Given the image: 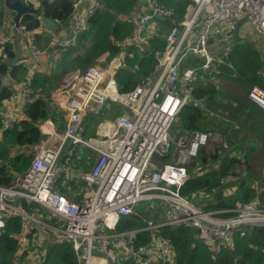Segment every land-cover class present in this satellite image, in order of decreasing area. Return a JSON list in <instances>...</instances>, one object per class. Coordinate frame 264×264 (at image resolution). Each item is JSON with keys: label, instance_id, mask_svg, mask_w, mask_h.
<instances>
[{"label": "built area", "instance_id": "1", "mask_svg": "<svg viewBox=\"0 0 264 264\" xmlns=\"http://www.w3.org/2000/svg\"><path fill=\"white\" fill-rule=\"evenodd\" d=\"M22 3L38 9L39 27L30 30L19 22L13 33V21L6 15L0 24V52L8 45L24 46L29 54L19 63L27 70L26 80L12 82L9 96L0 102L3 128L23 118L32 78L45 67L44 57L53 49L73 47L87 30L89 16L101 9L99 0H73L70 20L64 25L69 33L63 37L65 29L55 21V31L43 26L39 0ZM153 14L164 19L171 11L155 0H136L129 18L132 33L114 43L118 54L99 57L97 62L106 60L104 66L74 62L61 71L58 84L49 92L54 116L39 125L43 137L30 148L16 147L12 152L27 151L32 158L24 172L13 173L9 187L0 186V236L6 219L18 217L15 238L24 250L32 245L42 248L47 230L71 242L78 264H176L165 238L153 236L146 245L134 248L135 235L181 225L194 228L197 238L216 251L231 247L233 234L242 226L264 225V209L254 203L202 210L182 195L186 165L221 137L204 131L174 134L181 109L199 104L193 98L196 84L219 83L221 69L230 68L223 56L239 41V27L264 36V0H190L182 18L167 32L163 49L154 52V71L133 90L121 93L115 71L130 48L146 53L156 23ZM36 34H47L44 47ZM213 35L214 43L209 41ZM195 59L200 64H192ZM247 98L264 111L263 88L252 86ZM112 104L119 105L121 113L100 121L96 136L86 137L84 117L110 111ZM77 179L83 184L78 191L82 198L73 202L60 188ZM21 202L35 204L39 210L29 213ZM40 209L51 213L57 226L46 224ZM133 214L147 216L144 226L119 230L121 219Z\"/></svg>", "mask_w": 264, "mask_h": 264}, {"label": "trees", "instance_id": "2", "mask_svg": "<svg viewBox=\"0 0 264 264\" xmlns=\"http://www.w3.org/2000/svg\"><path fill=\"white\" fill-rule=\"evenodd\" d=\"M72 1L39 0L41 15L64 27L71 17ZM155 1L170 10L171 16L163 20L154 19V31L145 54H141L138 47H132L122 57L121 67L114 75L121 93L133 90L144 77L154 71V52L163 49L167 32L182 18L190 3V0ZM99 2L101 9L89 16L87 30L77 38L75 45L65 51L54 50L53 72L56 67L69 68L74 62L83 67L93 66L105 53L109 54L108 59L119 53L114 43L132 33L129 18L136 0ZM4 17L0 4V24ZM20 22L30 30L39 27L35 15L24 14ZM43 35L36 34L37 42L46 45L47 38ZM17 49L8 45L0 52V102L11 92V88L4 85L5 78L15 83H21L27 78V70L18 62L12 66L4 63L5 60L12 61L17 57ZM223 61L233 71L223 67L219 78H223V74L228 76L231 72L235 73L237 92L231 96L225 95L213 84L199 82L193 90V98L199 104L189 103L181 109L174 131L177 136L193 131L217 132L224 135L234 149L225 151L221 148L216 154L206 148L200 149L197 156L186 165L188 178L181 193L202 210L232 209L244 202L254 203L264 209V161L255 165L250 162L254 148L248 149L245 136L241 135L246 130L251 135L255 134L256 141H259L261 134H264V111L247 98V91L252 86L264 89V62L254 47L240 40L231 45ZM194 62L197 60L192 61V64ZM53 74L36 73L32 78L31 94L24 105L21 121L7 128L0 124V186L9 187L13 173L24 172L32 158L27 151L13 155V150L16 147L27 149L36 144L43 137L39 125L54 116L48 96L56 86ZM120 113L119 105L108 112L112 119ZM87 117L88 114L84 121L88 125ZM238 152L242 153L240 157ZM82 185L67 181L60 190L68 200L77 202L81 196L77 198L74 194ZM21 206L29 213L39 210L35 204L28 206L21 202ZM48 223L53 225V220ZM144 224L142 217L133 214L122 218L118 229L132 230ZM19 228L18 217L6 219L0 236V264H78L71 242L66 237L43 232L45 244L42 248L32 245L30 250H24L21 242L15 238ZM196 234L194 228L181 225L161 226L155 232L148 230L137 233L133 247L146 245L153 236L160 235L171 244L176 264H264V225L242 226L233 234L231 247H221L216 251L198 239Z\"/></svg>", "mask_w": 264, "mask_h": 264}, {"label": "rangeland", "instance_id": "3", "mask_svg": "<svg viewBox=\"0 0 264 264\" xmlns=\"http://www.w3.org/2000/svg\"><path fill=\"white\" fill-rule=\"evenodd\" d=\"M21 2H22V0H21ZM239 29H240L239 40L242 41V42H245V43H249L252 47H254L257 50L260 59L264 62V36L261 35L260 33H258L257 31L251 30V29H249V28H247L245 26L243 28L239 27ZM214 39H215V36L213 35V36H211L209 38V41L210 42L213 41V43H214ZM97 63L99 65H101V66L106 65V63H104V62H97ZM196 64H200L199 59H198V63L196 62ZM228 70L233 71V68L230 67V68H228ZM57 73H59V72H57ZM223 76L224 77L221 78V79L218 77V79H220V83H213V82H209V81H208V83H211V85L213 84V86H215L216 89H219V90L223 91L225 93V95L231 96V95H233L234 92H237V90H238V88L235 86L236 84L234 82V80L236 79V74L231 72L228 76L225 75V74H223ZM202 82H207V80H204ZM219 97H222V96H219ZM106 119H108V120L112 119V116H110L108 114V112H106V111H104L102 114L101 113L100 114L88 113V117H87L86 120H87L88 125H89L90 128L89 127L87 128L86 137L96 136L95 135V131H96L97 124L100 121H103V120H106ZM91 131H92V134H91ZM244 132L245 133H242L241 135L245 136V139H246V142H247V147L249 146L248 149L252 150L254 148L252 150V160H250V162L253 165H255L257 163L261 164L264 161V134H261L260 140L256 141L255 134L251 135V134L247 133L246 130H244ZM175 133L176 132H174V134ZM216 134H218L221 137V140L214 141L210 145L205 147L207 149V151L215 153L216 151H219L221 148L223 150H225V151H231V150L234 149V146L230 143L229 140H227V138L224 135L219 134L217 132H216ZM252 144H253V147H252ZM257 147H258L259 150L257 149ZM241 155H242V153L238 152V156L240 157ZM255 171L257 172V170H255ZM263 171H264V169H263ZM79 195H80V193H79ZM78 201L79 200H77V202ZM40 212L43 215V219L42 220L46 224L49 225L48 221L53 219V215L51 213H49L47 210H44V209L43 210L40 209ZM34 213H35V211H34ZM141 217L143 219H146L147 216L142 215ZM53 225L57 226L54 222H53ZM44 232L47 233L48 231L45 230Z\"/></svg>", "mask_w": 264, "mask_h": 264}, {"label": "crops", "instance_id": "4", "mask_svg": "<svg viewBox=\"0 0 264 264\" xmlns=\"http://www.w3.org/2000/svg\"><path fill=\"white\" fill-rule=\"evenodd\" d=\"M1 4V8L3 9V12L5 13V15L6 16H9L12 20H13V13L9 10V9H7V8H5L4 7V5L2 4V2L0 3ZM61 29H63V28H61ZM64 29H65V35L63 36V37H66V36H68V33H69V28H65L64 27ZM41 35V34H40ZM45 38L47 37V34H44L43 35ZM41 47H44L43 45H42V43H40L39 44ZM54 50L55 49H53V50H51L45 57H44V62H45V67L43 68V70L41 71V73H43L44 75H48L49 73L51 74V73H54L53 74V76H54V82H56V85L58 84V78H59V75H60V73H61V71L64 69V68H62V67H56V69H55V71L53 72L52 70H53V67L55 66V58H54V56H52L54 53ZM17 53H16V58H17V62L18 63H20L23 59H25L29 54H28V50L27 49H25V47L24 46H22L21 48L19 47L18 49H17V51H16ZM50 56H52V57H50ZM14 60V59H13ZM5 61H9V60H5ZM104 63H106V60H105V62ZM57 72H59V73H57ZM38 74V73H37ZM12 82L13 81H11L10 79H8V78H5V82H4V85H7V86H9L10 88H12ZM117 106V104H112V108H111V110H113L114 109V107H116ZM110 110V111H111ZM110 111H106V112H110ZM22 116H23V113H22ZM87 116V115H86ZM112 120V119H111ZM87 127H89V125H87ZM90 128V127H89ZM89 130V129H88ZM95 133H96V131H95ZM93 158H94V152L93 153H91V162H92V160H93ZM76 168H78L77 166H76ZM79 170H80V168H79ZM80 179H77V183L78 184H80V183H82L81 181H79ZM80 189V188H79ZM78 189V190H79ZM78 190H76L77 192L74 194V196H76L77 198L78 197H80V195H79V193H78ZM82 196V195H81ZM81 198L82 197H80L79 199L81 200Z\"/></svg>", "mask_w": 264, "mask_h": 264}, {"label": "water", "instance_id": "5", "mask_svg": "<svg viewBox=\"0 0 264 264\" xmlns=\"http://www.w3.org/2000/svg\"><path fill=\"white\" fill-rule=\"evenodd\" d=\"M4 7L9 9L12 13H13V25L11 28V31L14 33L16 27L18 26L21 17L24 14H31V15H37L38 14V9L33 8V7H29L25 4H23L21 2V0H1ZM153 18L154 19H158V20H163L162 16L153 14ZM42 24L44 27H46L47 29L51 30V31H55L57 29V24L50 20L45 18L44 16H41L40 18ZM17 62V58H15L12 61H4V63L8 66H12ZM158 243V240H156V244Z\"/></svg>", "mask_w": 264, "mask_h": 264}]
</instances>
